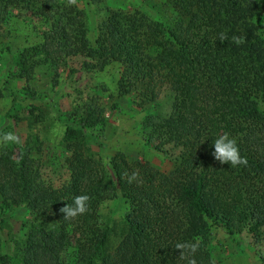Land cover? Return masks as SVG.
<instances>
[{"label": "trees", "instance_id": "obj_1", "mask_svg": "<svg viewBox=\"0 0 264 264\" xmlns=\"http://www.w3.org/2000/svg\"><path fill=\"white\" fill-rule=\"evenodd\" d=\"M164 1L175 12L171 25L138 10H110L92 43L76 0H0V33L17 9L45 26L34 43L12 53L10 65L21 79L30 81L42 67L59 76L78 57L88 70L114 65L118 94L136 95L144 112L165 87L173 95L171 114L147 113L141 122L148 146L166 156L168 170L124 151L106 159L90 154L89 142L100 143L98 132L108 121L93 99L63 119L69 195L46 185L32 154L34 140L2 146L0 213L24 206L33 218L12 254L0 240V264H69L65 254L75 237L84 250L73 264H188L175 247L181 242L199 244L197 264H217L212 224L229 233L254 217L264 225V38L255 19L260 0ZM234 36L244 42L237 45ZM224 133L236 139L247 166L232 168L214 158L212 143ZM171 150L175 157L167 156ZM79 195L90 197L86 213L65 219L61 208ZM119 196L128 204L126 232L109 249L111 228L101 209Z\"/></svg>", "mask_w": 264, "mask_h": 264}, {"label": "rangeland", "instance_id": "obj_2", "mask_svg": "<svg viewBox=\"0 0 264 264\" xmlns=\"http://www.w3.org/2000/svg\"><path fill=\"white\" fill-rule=\"evenodd\" d=\"M76 3L86 14L88 37L92 43L98 35L99 24L110 10L142 11L169 25L175 20L173 8L164 0H76ZM13 13L14 17L0 33V89L3 93L0 96V136L12 132L19 136V145L30 140L36 142L32 154L39 163L46 185L63 196L69 195L71 184L66 162L69 154L63 146V119L77 104L89 99L96 100L105 108L108 119L103 130L98 132L100 143L89 142L90 154L106 159L116 151H124L130 157L148 160L168 170L171 164L163 161L166 156L148 146L141 131V122L147 113L171 114V89L165 87L157 102L144 112L137 107L139 99L136 95L125 97L118 94V70L114 65L105 70H88L78 57L70 58L67 66L59 69V76L42 67L30 81L21 79L17 68L10 65L12 53L16 54L34 43L45 26L29 13L18 9ZM255 19L264 38V0H260ZM23 89L29 90L30 95H24ZM2 146L5 145L0 144V148ZM175 155L176 150L167 154L169 157ZM127 210L128 204L122 196L108 200L102 206L103 220L111 228L109 249L116 247L126 232ZM32 218L24 206L0 213V240L5 253L15 251L16 241L21 240L25 225ZM210 237L217 264H263L264 225L257 217L235 233L212 224ZM83 250L82 241L78 237L72 238L65 260L73 264Z\"/></svg>", "mask_w": 264, "mask_h": 264}, {"label": "clouds", "instance_id": "obj_3", "mask_svg": "<svg viewBox=\"0 0 264 264\" xmlns=\"http://www.w3.org/2000/svg\"><path fill=\"white\" fill-rule=\"evenodd\" d=\"M226 39L225 34H221L220 40L223 42ZM233 41L239 45L244 42V37H233ZM21 140L19 136L12 132H8L0 136V144L19 145ZM214 158L221 164H228L232 168L238 166H247L248 160L246 157L240 154V150L235 138L231 137L228 133L219 135L214 139L212 143ZM136 174L134 173L131 179H135ZM90 197L88 195H79L74 198L72 204H66L61 208V212L64 213L65 219L75 218L79 215H83L87 211V202ZM176 249L181 250V258L187 259L188 264H197L195 254L199 249V244L195 242H181L176 244Z\"/></svg>", "mask_w": 264, "mask_h": 264}]
</instances>
